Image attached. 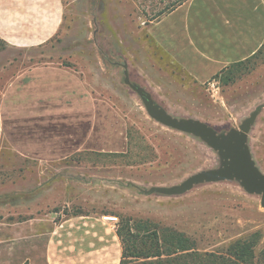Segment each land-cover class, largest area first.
I'll use <instances>...</instances> for the list:
<instances>
[{
	"label": "rangeland",
	"instance_id": "374dc122",
	"mask_svg": "<svg viewBox=\"0 0 264 264\" xmlns=\"http://www.w3.org/2000/svg\"><path fill=\"white\" fill-rule=\"evenodd\" d=\"M172 1L62 0V24L48 47L24 51L0 42V69L5 70L0 87L19 68L34 69V77L5 98L0 220L10 222L18 210L27 215L25 208H13L14 201L58 185L68 203L47 210L60 212L57 218L99 215L110 217L116 228L122 217L148 220L189 237L197 252L225 259H232L228 250L237 241L255 234L253 257L237 263L264 264L260 195L246 193L236 180L197 184L182 194L148 192L218 169L221 159L198 137L150 118L125 83L124 71L169 116L198 120L218 134L239 130L259 109L246 146L264 175V47L255 59L197 84L147 31ZM28 169H39V175ZM18 179L27 185L21 186L23 196H15ZM136 248L135 255L156 250L145 239Z\"/></svg>",
	"mask_w": 264,
	"mask_h": 264
},
{
	"label": "crops",
	"instance_id": "0c3cea01",
	"mask_svg": "<svg viewBox=\"0 0 264 264\" xmlns=\"http://www.w3.org/2000/svg\"><path fill=\"white\" fill-rule=\"evenodd\" d=\"M62 17V0H0V42L15 50H42L58 34ZM147 31L188 78L205 84L262 48L264 0H185L150 23ZM33 71L19 68L0 87V154L9 105L6 95L31 80ZM4 74L1 68L0 79ZM26 171L39 175V169ZM24 185L23 179L13 182L15 196H23ZM16 202L13 208H25L28 213L18 210L10 222L5 217L0 220V264L121 263L122 246L111 219L92 214L57 218L60 212L47 211L68 203L62 187L42 186L35 196Z\"/></svg>",
	"mask_w": 264,
	"mask_h": 264
},
{
	"label": "water",
	"instance_id": "95a60500",
	"mask_svg": "<svg viewBox=\"0 0 264 264\" xmlns=\"http://www.w3.org/2000/svg\"><path fill=\"white\" fill-rule=\"evenodd\" d=\"M125 76V83L128 87L138 96H144L142 102L150 118L170 129L198 137L208 147L216 151L221 159V167L218 169L199 172L188 177L176 187L150 189L149 193L182 194L197 184L236 180L246 193L260 195V205L264 208V175L254 165L246 146L247 132L259 109L241 125L239 130L217 134L211 127L198 120L176 119L169 116L154 104L149 94L128 83L126 72Z\"/></svg>",
	"mask_w": 264,
	"mask_h": 264
},
{
	"label": "trees",
	"instance_id": "16d2710c",
	"mask_svg": "<svg viewBox=\"0 0 264 264\" xmlns=\"http://www.w3.org/2000/svg\"><path fill=\"white\" fill-rule=\"evenodd\" d=\"M185 0H173L162 6V8L155 15L154 19L171 12L176 7L181 5ZM264 45H262V48ZM262 48L250 59H255L261 53ZM249 60V59H248ZM246 60V61H248ZM245 61V62H246ZM244 62L230 65L228 68L222 70L212 79L219 78L229 68L237 67ZM124 71V81H125ZM128 80V78H127ZM128 83L136 88L141 89L134 83ZM142 100L144 96H139ZM218 134V133H217ZM117 236L122 246V260L120 264H124L125 258L144 259L146 261L140 264H232L245 263L248 259L253 257V249L256 241H251L255 234H252L250 240L237 241L235 245L228 250L232 259H225L224 256L214 254L211 252L199 253L196 245L189 237L177 231H172L167 228H159L151 221H135L131 218H120V223L116 228ZM143 239L149 240L155 247V252L149 255H135L136 243ZM174 257V258H172ZM169 259H171L169 261ZM238 262V263H237Z\"/></svg>",
	"mask_w": 264,
	"mask_h": 264
},
{
	"label": "bare ground",
	"instance_id": "6f19581e",
	"mask_svg": "<svg viewBox=\"0 0 264 264\" xmlns=\"http://www.w3.org/2000/svg\"><path fill=\"white\" fill-rule=\"evenodd\" d=\"M107 219H111L110 217H106ZM114 219V218H113Z\"/></svg>",
	"mask_w": 264,
	"mask_h": 264
}]
</instances>
